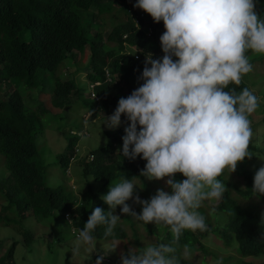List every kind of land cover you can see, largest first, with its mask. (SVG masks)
<instances>
[{"label": "clouds", "instance_id": "clouds-1", "mask_svg": "<svg viewBox=\"0 0 264 264\" xmlns=\"http://www.w3.org/2000/svg\"><path fill=\"white\" fill-rule=\"evenodd\" d=\"M257 3L136 0L134 7L150 14L154 22L163 21L165 31L159 39L164 55L156 59L146 56L138 77L143 83L119 98L103 124L116 129L123 114L129 123L122 136V155L144 159L140 175L148 180L164 179L170 191L158 188L150 199H141L137 184L126 176L111 183L101 196L108 210L92 209L79 229L72 255H79L84 246L89 255L96 250L93 233L98 226H104L105 238L114 237L121 221L115 214L117 206L136 221L168 226L173 237L171 244L158 242L121 252V264H180L173 245L184 231H207L206 218L199 209L205 200L223 198L227 187L218 177L225 169L235 172L239 162L256 155L249 148L254 136L249 117L261 98L254 89L244 87L237 92L229 85H241L242 77L253 71L246 53L264 54V16L257 12ZM176 173L185 179L176 180ZM251 190L257 200L264 196V165L255 172ZM130 199L142 205L141 212L127 203ZM65 219L71 222L68 213ZM118 244L103 247L95 264H102ZM190 255L185 246L184 258ZM216 264H222V259Z\"/></svg>", "mask_w": 264, "mask_h": 264}, {"label": "trees", "instance_id": "trees-1", "mask_svg": "<svg viewBox=\"0 0 264 264\" xmlns=\"http://www.w3.org/2000/svg\"><path fill=\"white\" fill-rule=\"evenodd\" d=\"M135 3L136 0H0V86L5 82L13 83V90L3 93L6 99L0 98V154L9 171L6 177L0 179V198L5 203L0 204V223L20 235L27 245L34 239L33 232L24 225L28 212L38 220L54 212L68 213L70 224L82 229L94 207L107 211L108 205L96 193L88 196L89 190L84 192L85 196L77 198L64 186L43 183L41 170L35 160V136L43 131L41 118L44 114L25 106L20 86L34 88L41 75V79L48 77L53 80L51 104L66 109L76 102L79 88L73 78L63 77L60 64L72 58L74 50L81 53L84 46L88 45L86 78L93 85L92 93L98 98H92L94 106L91 108L98 105V110L109 116L113 114L119 98L127 97L143 83L138 77L142 75L146 56L160 58L162 49L159 37L163 21L154 22L150 14L134 7ZM256 10L264 16L263 4L257 3ZM107 17L113 23L103 37L102 30L94 31L93 25L101 27L105 23L109 24ZM25 33L29 35L28 39ZM88 35L91 37L88 38ZM132 47L140 51L136 52ZM137 53L139 57L135 58ZM106 71L109 73L108 78ZM229 87L239 92L246 85L242 80L241 85L231 84ZM121 121L116 129L105 130L107 144L91 150V160H82L83 175L104 183L103 186L119 181L124 176L131 180L144 178L140 172L146 161L140 157L131 160L122 155V136L129 122L123 114ZM75 141V137H69L60 157L64 170L74 154ZM249 148L252 152L259 151L260 157L264 158V147L258 148L252 141ZM247 164L243 163L237 171L242 175V188L222 175L218 179L237 192L239 199L257 200L251 188L255 172L264 162L252 171L243 169ZM175 179L179 181L185 177L176 173ZM257 202L254 206H243L227 189L215 205H208L214 211L226 213V223L212 228L206 221L207 231L185 230L178 243L173 245L180 264H206L213 254L203 249L199 235L209 233H215L217 238L223 239V246L235 244L240 258L264 255V196ZM162 226L167 228L162 242L171 244V232L168 226ZM136 229L127 217H123L114 229V237L103 236V225L98 226L93 235L97 243L123 240L139 248L141 236ZM16 243L12 241L10 247L0 255V264H16ZM185 246L191 253L199 250L201 253L198 256L202 255L203 260L201 258L195 262L185 259ZM234 264L256 263L243 259Z\"/></svg>", "mask_w": 264, "mask_h": 264}, {"label": "rangeland", "instance_id": "rangeland-1", "mask_svg": "<svg viewBox=\"0 0 264 264\" xmlns=\"http://www.w3.org/2000/svg\"><path fill=\"white\" fill-rule=\"evenodd\" d=\"M258 3L264 5V0H258ZM109 19L110 17L106 18L109 24L105 23L103 26L101 25V27L94 24L93 30H102V36L105 37L110 31V27H112L113 23V21ZM164 31L165 28L163 26L161 35ZM24 36L27 39L29 38V35L26 33ZM89 37H91V35H88V38ZM88 51V45L84 46L81 53L74 50L72 52V58L64 60L60 64V68L63 70V77L69 76L73 78L77 84V89L79 88L76 102L66 109H59L51 104L50 94L52 92L53 80L48 77H43V79H41L43 75L37 79L36 87L20 86V91L24 104L29 110H34L36 113L42 111V115L44 114L41 118L44 124L43 131L35 136L37 149L35 160L41 170L43 183L50 186H64L67 188L68 192L74 194L77 198H80L82 195L85 196L84 192L86 190L90 191L88 196H90L91 193H96L101 198L102 195L108 192L111 183L115 184L119 181L111 182L103 186L104 183L93 181L90 176L85 177L83 175L82 160H91L89 152L107 144L108 138L105 135V130L109 129L103 124L104 116H109V114L98 110V105L93 109L91 108L94 104L92 98H95L91 94L92 86L86 78L87 71L85 69L88 66ZM163 55L164 53L161 49L160 58H162ZM246 55H248L254 67L252 72L242 77V80L246 87L254 89L255 94L261 98L258 109L249 117L252 121L254 131L252 141L258 148H263L264 54L248 52ZM12 84V82L1 84V99H6L5 96H3L5 91L13 90ZM91 112L92 116L89 115ZM69 128L72 129L69 130ZM71 136L76 138L74 155L69 159L67 168L64 170L60 163V157L64 153L68 139ZM254 152L256 154L255 156L253 155L254 157L251 159L245 158L244 161L238 163L235 172L229 173L228 169H225L222 177L228 181L234 182L238 187L242 188V175L237 172L241 165L243 163H248L243 169L252 171L264 162V158L262 159V157H260V152ZM8 174L9 171L4 165L3 156L0 154V179L6 177ZM133 181L137 184L136 192L141 199H150L158 188H163L165 191H168L164 179L148 180L144 177L134 179ZM227 189L231 191V196L238 199L243 206H254L258 203L257 200L239 199V194L237 192L228 187ZM217 202L218 200L215 199L205 200L199 209L200 213L205 216L206 221L211 224L212 228L226 223V213L214 211L212 208L208 207L209 204L212 203L215 205ZM3 203L4 201L0 198V204ZM127 203H129L137 213L141 212L142 205L133 203L132 199L128 200ZM28 213L24 220V225L33 232L34 239L30 245L24 243L22 237L10 227H5L0 223V255L10 247L12 241H17L14 252L16 264H95L97 256L103 254V247H108L113 242H119V244L115 251L109 252L107 256H105L102 264H121V252L126 254L129 248L139 249L148 244L162 242L167 231V228L163 227L162 224H144L143 222L136 221L131 216L121 213L120 206H117L115 214L121 216V221L123 217H127L134 228H137L136 230L141 236V246L138 248L132 243L123 240L97 243L95 239L97 243L96 250L90 253V255L87 246L81 248L79 255H72V249L77 242L79 229L74 228L65 219L63 213L54 212L52 215L42 220H38ZM146 231H149V233ZM199 240L203 244V249L213 254L209 256L206 264H216V261L221 259L222 264H234L243 259L251 260L256 264H264V255L240 258L236 252V245L231 243L230 245L223 246V239L217 238L215 233L199 235ZM200 253L199 250H195L191 253L189 259L199 262L203 257L202 255L198 256ZM226 259L227 261H225ZM201 260H203V258Z\"/></svg>", "mask_w": 264, "mask_h": 264}, {"label": "built area", "instance_id": "built-area-1", "mask_svg": "<svg viewBox=\"0 0 264 264\" xmlns=\"http://www.w3.org/2000/svg\"><path fill=\"white\" fill-rule=\"evenodd\" d=\"M142 15V14H141ZM108 72H109V70H108ZM107 71H106V76H107V78H108V76H109V73H108ZM92 94V96L97 100L98 98L96 97V96H94V94L93 93H91Z\"/></svg>", "mask_w": 264, "mask_h": 264}]
</instances>
